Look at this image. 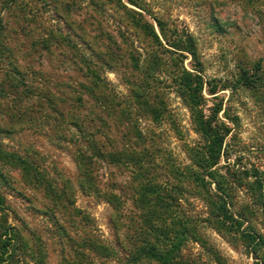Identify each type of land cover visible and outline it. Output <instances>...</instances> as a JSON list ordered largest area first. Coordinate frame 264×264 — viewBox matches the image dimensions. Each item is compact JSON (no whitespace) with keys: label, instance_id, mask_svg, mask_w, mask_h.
Wrapping results in <instances>:
<instances>
[{"label":"rangeland","instance_id":"1","mask_svg":"<svg viewBox=\"0 0 264 264\" xmlns=\"http://www.w3.org/2000/svg\"><path fill=\"white\" fill-rule=\"evenodd\" d=\"M0 197V264H264V0H0Z\"/></svg>","mask_w":264,"mask_h":264},{"label":"trees","instance_id":"2","mask_svg":"<svg viewBox=\"0 0 264 264\" xmlns=\"http://www.w3.org/2000/svg\"><path fill=\"white\" fill-rule=\"evenodd\" d=\"M156 21H157L159 28L163 32L165 30L164 22L160 19H156ZM145 27L151 28V31L153 32V34L158 38V35L155 32V28L152 24H150L148 21H146ZM186 42L187 43H185L183 48H185L186 50H190V52L194 53L192 39L188 38ZM188 74H189V76L192 75L190 72H188ZM246 79H247V77H246ZM187 81H188L187 88L191 89L192 88V85H191L192 80L190 78H188ZM192 90L195 91L196 88L192 89ZM191 96H192V99H190V100L194 101L195 96H193L192 93H191ZM199 124H200L201 132L203 134H205L206 138L208 139V141L210 143L209 147H208V152H209L210 158L218 159L220 157V149H221V147L223 145V141H224L223 137L220 136L218 131L215 130V128L209 122L201 121ZM215 196L219 197V200L214 199L213 195L209 197V204H210L211 209H212L211 210L212 215L215 217V220H216L215 222L217 223V225L220 228H222L224 231H227L228 233H230L239 227L240 221L235 217L233 212H231V210L228 208L226 203L221 201L222 198L220 196H218V194ZM0 203H2L1 197H0ZM87 218H89V217H87ZM88 221H89V219H88ZM4 228H5V231H4L5 235L8 236L5 239H11L12 240L15 238V236H18V232L13 231L12 226L7 225ZM182 233H184V232H182ZM244 234L248 239H260V240L264 239L262 235L254 232V231L253 232L248 231V232H245ZM11 240L3 241L2 246L7 248L6 249V251L8 250L7 252L10 251V247L12 245ZM181 241H182V239H178V241L175 243H173V241H172V243H171L172 247L170 249H168L167 251L160 250V248L157 247V244H153V245L147 244V246L143 247V249L141 250L139 257H141V255H143V256L146 255L149 258H153V259L157 260L160 264H183L182 259L181 260L177 259V256H178L177 254H178V250L180 249V246H181ZM258 244L256 246H258ZM256 246H254V250H256Z\"/></svg>","mask_w":264,"mask_h":264}]
</instances>
